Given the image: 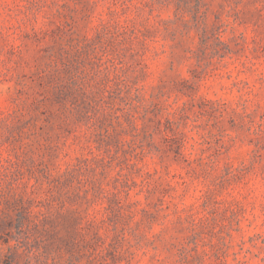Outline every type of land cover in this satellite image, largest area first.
<instances>
[{"label":"rangeland","instance_id":"1","mask_svg":"<svg viewBox=\"0 0 264 264\" xmlns=\"http://www.w3.org/2000/svg\"><path fill=\"white\" fill-rule=\"evenodd\" d=\"M201 9L0 0V264H264V0Z\"/></svg>","mask_w":264,"mask_h":264},{"label":"trees","instance_id":"2","mask_svg":"<svg viewBox=\"0 0 264 264\" xmlns=\"http://www.w3.org/2000/svg\"><path fill=\"white\" fill-rule=\"evenodd\" d=\"M170 3H173L177 6L178 10L187 9L193 14V20L199 21V18L206 14V11H203L201 8L203 6L204 0H169ZM171 23H175L174 20H169ZM168 21V22H169ZM223 43V41H220Z\"/></svg>","mask_w":264,"mask_h":264}]
</instances>
